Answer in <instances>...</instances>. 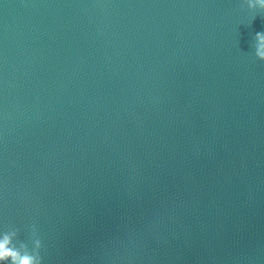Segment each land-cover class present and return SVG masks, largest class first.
Segmentation results:
<instances>
[{
    "label": "water",
    "instance_id": "95a60500",
    "mask_svg": "<svg viewBox=\"0 0 264 264\" xmlns=\"http://www.w3.org/2000/svg\"><path fill=\"white\" fill-rule=\"evenodd\" d=\"M264 10L0 0V264H264Z\"/></svg>",
    "mask_w": 264,
    "mask_h": 264
},
{
    "label": "clouds",
    "instance_id": "9594fccd",
    "mask_svg": "<svg viewBox=\"0 0 264 264\" xmlns=\"http://www.w3.org/2000/svg\"><path fill=\"white\" fill-rule=\"evenodd\" d=\"M249 9L264 10V0H246ZM258 44L256 47V57L264 61V34L258 33L256 37Z\"/></svg>",
    "mask_w": 264,
    "mask_h": 264
},
{
    "label": "snow or ice",
    "instance_id": "6c2138e0",
    "mask_svg": "<svg viewBox=\"0 0 264 264\" xmlns=\"http://www.w3.org/2000/svg\"><path fill=\"white\" fill-rule=\"evenodd\" d=\"M24 264H28V262H27V261H25V262H24Z\"/></svg>",
    "mask_w": 264,
    "mask_h": 264
}]
</instances>
